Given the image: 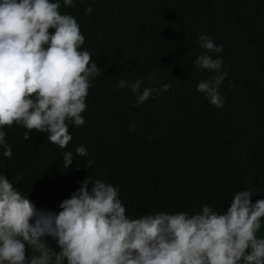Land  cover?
Wrapping results in <instances>:
<instances>
[{
    "label": "trees",
    "instance_id": "16d2710c",
    "mask_svg": "<svg viewBox=\"0 0 264 264\" xmlns=\"http://www.w3.org/2000/svg\"><path fill=\"white\" fill-rule=\"evenodd\" d=\"M59 11L77 20L81 49L100 73L86 97L85 123L69 125L73 139L65 149L47 133L32 129L25 140L23 126L3 127L12 156L0 148V172L31 193L38 209L52 205L59 186L78 189L87 176L119 185L127 209L191 211L205 203L221 211L237 191L264 193V0H73L71 6L61 0ZM201 35L223 45L210 53L223 58L227 72L222 108L197 91L210 75L194 64L205 51ZM137 78L170 88L137 104L130 88H117L121 79ZM80 145L88 155L75 156L62 171L63 153L75 155Z\"/></svg>",
    "mask_w": 264,
    "mask_h": 264
},
{
    "label": "clouds",
    "instance_id": "9594fccd",
    "mask_svg": "<svg viewBox=\"0 0 264 264\" xmlns=\"http://www.w3.org/2000/svg\"><path fill=\"white\" fill-rule=\"evenodd\" d=\"M62 2L73 5V0ZM60 7L61 0H0V148L5 157L12 156L5 125L15 122L28 129L25 140L32 129L47 133L50 143L65 149L73 139L69 125L85 123L86 97L100 68L81 49L85 37L77 20L62 15ZM199 42L205 51L194 64L210 75L197 91L222 108L219 89L227 72L223 58L210 53L222 52L223 45L208 35ZM149 79L158 82L155 72ZM126 87L141 104L167 92L170 84L144 86L140 78L121 79L117 88ZM129 130L135 131V125ZM87 155L84 145L76 147L75 155L65 151L62 171L75 156ZM119 192V185L87 176L78 189L59 186L52 205L43 210L11 175L0 172V264H264V238H259L264 193L257 189L235 192L221 211L205 203L191 211L144 210L135 204L127 209Z\"/></svg>",
    "mask_w": 264,
    "mask_h": 264
},
{
    "label": "bare ground",
    "instance_id": "6f19581e",
    "mask_svg": "<svg viewBox=\"0 0 264 264\" xmlns=\"http://www.w3.org/2000/svg\"><path fill=\"white\" fill-rule=\"evenodd\" d=\"M35 204V203H34Z\"/></svg>",
    "mask_w": 264,
    "mask_h": 264
}]
</instances>
